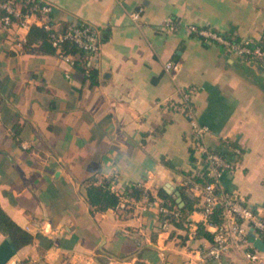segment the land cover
I'll return each mask as SVG.
<instances>
[{"label":"crops","instance_id":"1","mask_svg":"<svg viewBox=\"0 0 264 264\" xmlns=\"http://www.w3.org/2000/svg\"><path fill=\"white\" fill-rule=\"evenodd\" d=\"M46 1L53 27L88 23L101 42L93 56L69 53L83 71L26 49L29 29L0 26V207L32 237L15 247L0 232V264H248L236 250L201 256L211 240L201 200L182 185L198 154L187 119L165 102L177 86L197 88L209 148H242L223 187L264 216V70L187 30L264 42V0ZM165 61L180 63L174 79ZM103 181L119 203L94 210L86 187ZM161 203L191 210L163 228Z\"/></svg>","mask_w":264,"mask_h":264},{"label":"built area","instance_id":"2","mask_svg":"<svg viewBox=\"0 0 264 264\" xmlns=\"http://www.w3.org/2000/svg\"><path fill=\"white\" fill-rule=\"evenodd\" d=\"M52 8V4L46 0H0V26L7 29L18 24L19 27L29 29L31 25H37L50 30L49 39L58 57L71 64L74 63L72 55L62 48L65 42L74 45L87 57L95 55L100 47V31L88 23L70 24L58 30L49 19ZM140 13L141 9L133 10L129 17L138 24ZM164 26L169 31L177 28L171 21H167ZM187 30L205 42L222 45L229 53L255 61L264 70L262 41L225 36L208 27L195 25L187 26ZM179 68L180 63L177 61L163 63V70L172 79ZM85 73L88 75V71ZM196 91L194 85L177 86L176 97L167 99L165 103L173 112L180 113L187 119L191 149L198 154L197 169L184 179L182 185L200 198L201 212L211 234L210 244L201 251V256L207 260H216L236 250L248 264H264L262 252L250 241V237L264 240V216L258 215L242 195L227 191L221 183L223 174L235 170L236 159L242 155V148L226 144L231 158L209 148L206 143L208 127L200 124L196 115L193 101ZM216 207L220 208L219 222H207L208 216ZM158 213L163 228L172 220L182 218L181 211L170 204L161 203Z\"/></svg>","mask_w":264,"mask_h":264},{"label":"trees","instance_id":"3","mask_svg":"<svg viewBox=\"0 0 264 264\" xmlns=\"http://www.w3.org/2000/svg\"><path fill=\"white\" fill-rule=\"evenodd\" d=\"M51 31L37 25H31L27 34V39L25 42L24 47L28 49L32 44H37V49L45 51V52H54L55 48L52 46L51 41L49 39V33ZM193 35V34H192ZM194 36V35H193ZM264 44V42H263ZM62 48L66 53H75L79 51L74 45H72L69 42H65L62 44ZM82 53V51H80ZM73 65H75L77 68L84 71V63L80 60H74ZM88 76L92 80L94 77V71L89 70ZM93 82V81H92ZM219 153H222L226 155L227 157L230 156L229 151L219 150L217 151ZM232 155L230 156V158ZM196 180H199L198 178ZM135 198H138L140 195V191H138V194L136 191L132 193ZM147 195V194H146ZM86 196L87 201L90 204L91 207L94 208V210L103 211L108 208H113L117 206L119 203V198L117 195H115L108 187V182L103 181L100 184H93L90 182L86 187ZM182 213V218L179 220H182L186 217L187 212L191 210V207L185 206L178 208ZM220 216V208L216 207L213 212L208 216L207 222L210 223H216L219 222ZM175 221V220H172ZM0 232L4 235H7L10 237L12 242L14 243L15 247L22 246L28 242L31 241V235L27 232L23 231L21 228H19L9 217L8 215L3 211V209L0 207ZM203 234L207 236L208 238H211V234L208 231H204Z\"/></svg>","mask_w":264,"mask_h":264},{"label":"water","instance_id":"4","mask_svg":"<svg viewBox=\"0 0 264 264\" xmlns=\"http://www.w3.org/2000/svg\"><path fill=\"white\" fill-rule=\"evenodd\" d=\"M175 198H177V201H180V197H179V192L175 191ZM251 236V233H250ZM250 241L252 242L253 246L260 250V251H264V242L261 239H253L252 237H250Z\"/></svg>","mask_w":264,"mask_h":264}]
</instances>
